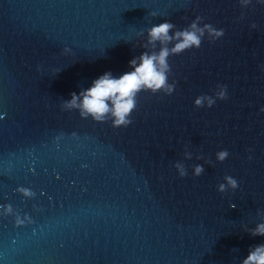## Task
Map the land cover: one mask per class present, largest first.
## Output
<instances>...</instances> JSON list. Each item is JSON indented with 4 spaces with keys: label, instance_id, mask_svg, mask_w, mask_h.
<instances>
[{
    "label": "water",
    "instance_id": "obj_1",
    "mask_svg": "<svg viewBox=\"0 0 264 264\" xmlns=\"http://www.w3.org/2000/svg\"><path fill=\"white\" fill-rule=\"evenodd\" d=\"M194 20L174 91L139 92L131 124L67 103ZM261 106V0H0V264H241L264 244Z\"/></svg>",
    "mask_w": 264,
    "mask_h": 264
},
{
    "label": "clouds",
    "instance_id": "obj_2",
    "mask_svg": "<svg viewBox=\"0 0 264 264\" xmlns=\"http://www.w3.org/2000/svg\"><path fill=\"white\" fill-rule=\"evenodd\" d=\"M196 19L199 20L200 18L197 17ZM173 27L174 25L168 21L153 25L148 30V42L154 45L159 41L161 44L159 52H142L138 58L134 57L128 62L131 70L121 73L118 77L113 76L110 71L104 72L93 79L90 87L79 94L78 105L77 93H72V99L67 103L70 106H79L82 109L81 115H91L96 120H103L105 114L111 113L114 117V126L131 124L130 113L136 107V95L139 92L151 91L156 93L164 91L166 95H170L174 91L175 85L167 83L168 55L179 53L192 46L199 47L200 39L197 33L203 35V29L197 27L196 20L187 29L176 31L170 36L168 33ZM205 27L209 29L210 33H214V36L223 35L222 29H213L209 25H205ZM172 40L177 42L172 48H168L166 45ZM227 98V86L224 85L215 98L198 96L194 99L193 104L196 107L211 108L216 99L226 100ZM204 99H207V104L203 103ZM260 111L264 112V106L260 107ZM227 155L228 151L224 149L218 152L217 158L223 160ZM176 167L180 169L181 176L186 175L185 170L180 165H176ZM202 171L203 165H195L194 175H199ZM229 179L235 187L236 180L234 178ZM252 234L264 235V224H259ZM241 264H264V244L253 248Z\"/></svg>",
    "mask_w": 264,
    "mask_h": 264
}]
</instances>
